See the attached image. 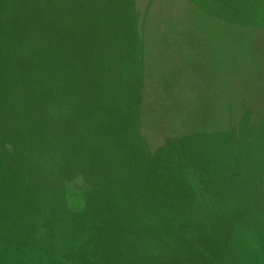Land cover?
Wrapping results in <instances>:
<instances>
[{
    "label": "rangeland",
    "instance_id": "1",
    "mask_svg": "<svg viewBox=\"0 0 264 264\" xmlns=\"http://www.w3.org/2000/svg\"><path fill=\"white\" fill-rule=\"evenodd\" d=\"M162 1L155 80L169 85L153 94L151 125L137 129L130 116L129 128L116 124L110 106L99 145L69 123L63 143L38 137L27 103L0 113V264H264V235L237 219L255 196L262 206L264 181H245L244 167L264 158V0ZM167 77L187 82L185 101ZM117 97L103 102L118 106ZM187 110L207 129L191 132L200 154L179 176L163 164L173 157L169 117L184 122Z\"/></svg>",
    "mask_w": 264,
    "mask_h": 264
},
{
    "label": "trees",
    "instance_id": "2",
    "mask_svg": "<svg viewBox=\"0 0 264 264\" xmlns=\"http://www.w3.org/2000/svg\"><path fill=\"white\" fill-rule=\"evenodd\" d=\"M164 2L0 0V113L10 109L19 113L27 103L36 117L32 122L36 123L38 137L45 141L60 139L63 143L68 142L65 130L68 123L79 135L92 134L96 145L100 143L101 125L113 123L112 117H117L116 124L122 118V125L127 128L133 124H126L129 116L131 120L138 119L137 129L151 125V116L155 114L151 104L159 102L153 94H162L169 85L155 80L161 73L154 60V25L157 23L158 28L166 20L163 15L168 6ZM244 3L238 1L237 6L242 8L238 11H243ZM260 11L261 7L253 8V14ZM157 42L159 51L166 53L163 40L157 37ZM166 79L170 87L182 85L181 100L185 101L187 82L179 84L170 77ZM113 93L119 96L118 106L103 102L110 100L105 97L110 94L113 97ZM93 95L102 97L89 100ZM110 106L114 107L115 116L107 111ZM184 112V122L182 117H169L168 128L172 133L168 140L173 157L163 164L171 163L172 173L175 175L178 170L179 176L186 172L185 160L194 161L200 154L189 147L191 132L203 137L205 126L203 120L197 124L189 121L188 110ZM37 128L41 130L38 132ZM261 140L260 149L264 150V128ZM249 143L253 145L250 138ZM249 143L246 140V146ZM258 160V166L244 167L245 181L252 176L255 183L264 181V158ZM208 164L212 165L211 161ZM258 186L262 187V206L255 196L252 203L247 201L244 210L237 212V219L247 221L248 225L254 220L258 235L263 236L264 186ZM246 230L247 226H241L234 232ZM154 242L150 241L148 247L162 253L161 246Z\"/></svg>",
    "mask_w": 264,
    "mask_h": 264
}]
</instances>
